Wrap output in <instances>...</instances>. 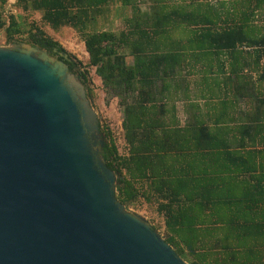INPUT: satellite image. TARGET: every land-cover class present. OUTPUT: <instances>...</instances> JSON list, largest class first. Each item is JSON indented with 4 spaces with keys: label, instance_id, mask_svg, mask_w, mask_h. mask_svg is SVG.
<instances>
[{
    "label": "trees",
    "instance_id": "1",
    "mask_svg": "<svg viewBox=\"0 0 264 264\" xmlns=\"http://www.w3.org/2000/svg\"><path fill=\"white\" fill-rule=\"evenodd\" d=\"M145 4L154 6L144 10ZM196 5L211 8L201 11ZM115 6L125 13L120 28H98ZM262 8L264 0H0L6 44L28 36L40 49L58 50L86 85L87 70L96 68L107 102L117 98L123 117L125 153L109 128L101 152L117 175L116 197L128 210L141 203L154 210L163 220L164 239L189 264H264V255L258 259V247L264 250V207L233 202L240 193L217 188L211 171L197 170L205 148L195 130L184 138L176 107L182 25L193 38L184 50H195L198 40L200 50L235 54L252 48L264 54V28L254 29ZM33 15L41 21L29 23ZM64 29L85 43L87 65L52 37Z\"/></svg>",
    "mask_w": 264,
    "mask_h": 264
},
{
    "label": "water",
    "instance_id": "2",
    "mask_svg": "<svg viewBox=\"0 0 264 264\" xmlns=\"http://www.w3.org/2000/svg\"><path fill=\"white\" fill-rule=\"evenodd\" d=\"M99 124L64 61L0 47V264H189L117 199Z\"/></svg>",
    "mask_w": 264,
    "mask_h": 264
},
{
    "label": "crops",
    "instance_id": "3",
    "mask_svg": "<svg viewBox=\"0 0 264 264\" xmlns=\"http://www.w3.org/2000/svg\"><path fill=\"white\" fill-rule=\"evenodd\" d=\"M153 6L145 4L143 9ZM196 8L207 11L211 7ZM256 12L254 29L262 30L264 9ZM58 35L64 40L67 35L78 36L68 29ZM180 37L183 57L176 107L184 138L195 130L198 143L205 148L198 153L197 170L211 171L217 188L228 187L240 193L236 196H248L233 202L264 207V54L252 48L235 54L200 50L198 40L195 50H184L193 39L188 26L182 25ZM202 128L207 131L202 133Z\"/></svg>",
    "mask_w": 264,
    "mask_h": 264
},
{
    "label": "rangeland",
    "instance_id": "4",
    "mask_svg": "<svg viewBox=\"0 0 264 264\" xmlns=\"http://www.w3.org/2000/svg\"><path fill=\"white\" fill-rule=\"evenodd\" d=\"M174 1V0H172ZM10 5L7 7L9 10ZM118 7H113V11L108 13L107 17H104L105 20H100L99 24L97 25L98 28H106V27H113L119 29L120 26L123 23V19L121 18V15H125L123 12H117ZM32 21L40 22V17L38 15H33L30 17L29 23ZM41 24V23H40ZM26 31L30 28L29 25H25ZM263 28H264V22H263ZM101 30V29H100ZM263 29L261 30V32ZM67 39L64 40L61 36L58 34L52 32V37L55 40H58L59 43L64 47L66 51H68L77 61L83 63V65H87L89 62V54H87L85 43L81 40V38L77 35H67ZM28 36L21 37L20 42H28L27 40ZM6 44L5 38H4V30L0 29V47H10L12 46ZM89 72V79L90 82L88 83V89L90 94V99L93 102L94 109L96 113L99 116L100 119V125L102 133L105 137V132L109 128L113 134L114 138L116 140L117 146L119 147L121 153H125V142L123 137V129H122V122L123 117L122 113L118 106V99L113 98L108 103V94L105 92L102 80L97 75L96 68H89L87 70ZM129 211L135 215H139L146 220L153 222L151 224H155L159 227L158 231L163 236L164 230H163V220L157 215V213L147 207L145 204H137L134 206H131L129 208ZM262 250V251H261ZM258 259L262 258L264 255V250L261 249V247H258Z\"/></svg>",
    "mask_w": 264,
    "mask_h": 264
},
{
    "label": "flooded vegetation",
    "instance_id": "5",
    "mask_svg": "<svg viewBox=\"0 0 264 264\" xmlns=\"http://www.w3.org/2000/svg\"><path fill=\"white\" fill-rule=\"evenodd\" d=\"M6 48H8V47H6ZM48 53H49L50 56H52V58L54 59V63L57 62L58 60H62V61H64V60L67 59V58L64 56L63 53H61V52H59V51H57V50L53 51L52 53H51V52H48ZM77 78H78V77H77ZM78 79H79V78H78ZM65 83H66L68 86H70V81H69L68 79H65ZM84 86H85V89H86L87 99H88V101L90 102V105L94 108V106H93V102H92V100L90 99V94H89L88 86H87L86 84H84ZM74 93H75V95H76V100H77L78 104H79L81 107H83V105L85 104V101H86V100H84V99L82 98L81 94L79 93V89L74 88ZM99 120H100V119H99ZM89 136H90V139H91L92 144H96V146L98 145V147L100 148V150H102L101 152H103L104 149H105V146L102 148V146H101V139H103V141H104L105 137H104V134L102 133L101 125L99 124V129H98V131H96V130L94 129L93 131H91V132L89 133ZM104 145H105V143H104ZM101 155H102V154H101Z\"/></svg>",
    "mask_w": 264,
    "mask_h": 264
}]
</instances>
